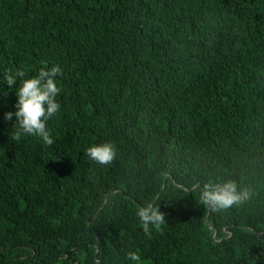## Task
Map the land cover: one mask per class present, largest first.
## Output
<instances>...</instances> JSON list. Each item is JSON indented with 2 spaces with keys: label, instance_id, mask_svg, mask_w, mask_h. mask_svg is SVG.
<instances>
[{
  "label": "trees",
  "instance_id": "1",
  "mask_svg": "<svg viewBox=\"0 0 264 264\" xmlns=\"http://www.w3.org/2000/svg\"><path fill=\"white\" fill-rule=\"evenodd\" d=\"M52 64V145L11 140L0 94V264H264V0H0V73ZM224 178L249 199L212 210Z\"/></svg>",
  "mask_w": 264,
  "mask_h": 264
},
{
  "label": "clouds",
  "instance_id": "2",
  "mask_svg": "<svg viewBox=\"0 0 264 264\" xmlns=\"http://www.w3.org/2000/svg\"><path fill=\"white\" fill-rule=\"evenodd\" d=\"M62 69L58 64L41 66L33 74L23 66L5 69L0 73V94L7 97L14 91L16 100L13 110L3 113V120L13 121L11 124V140L20 141L25 137H37L44 145H52L53 137L48 121L55 117L61 107L57 100L61 92L58 76ZM5 84L7 88H5ZM84 155L92 163L108 165L116 155L115 146L111 142H94L84 148ZM250 192L243 186L228 178L205 183L199 194L200 201L212 210L228 209L240 205L249 199ZM135 215L146 235L150 229L157 230L164 224V214L153 203L139 206ZM130 264H141V256L136 250L126 252Z\"/></svg>",
  "mask_w": 264,
  "mask_h": 264
}]
</instances>
